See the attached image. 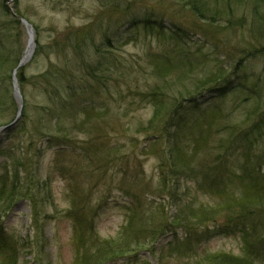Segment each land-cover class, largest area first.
<instances>
[{
  "label": "rangeland",
  "instance_id": "1",
  "mask_svg": "<svg viewBox=\"0 0 264 264\" xmlns=\"http://www.w3.org/2000/svg\"><path fill=\"white\" fill-rule=\"evenodd\" d=\"M17 1L22 18L33 31L35 28L39 43L52 45L61 42L58 47L62 49L35 59L33 50L29 61L21 67L27 78L23 93L29 114L28 131L4 139L0 128V184L2 180L4 182L2 176H12L18 162L26 163L29 160L33 168V180H26L24 184L26 191L32 188L35 201H18L6 215L0 209L2 230L6 236L16 241L13 264H74V222L67 215V210L70 207L68 196L75 186L89 192L91 205L98 208L93 216V227L101 240H115L119 237L121 228L127 222L126 212L132 206H138L140 212L146 213L152 208L151 213L155 214L157 205L163 203L168 217H174L180 209L185 219L189 218L179 207L181 205L212 206L214 200L199 192L196 186L199 184L190 178L181 177L167 186L165 184L167 188L171 185L168 192L165 186H161L157 170L158 159L146 156L143 152L144 147L150 145L153 136L148 132L137 131L140 126H146L153 114V107L147 101L137 98L134 92L138 88L146 90L148 84L154 83L155 79L149 74L148 56L152 52L164 50V44L156 37L144 34L142 27L145 19L161 22L164 27H182L189 33H193L190 30L192 27H201L202 22L184 8L179 0ZM2 2L0 0V4ZM233 2L238 4V17L246 18L249 25L252 20L250 3L246 0ZM5 5L13 12L12 0H6ZM6 22L7 18L0 9V49L10 48L11 57H16L21 50V61L28 35L23 26H20L22 28L15 31L18 33L17 41L7 46L3 29ZM89 25H94L87 30L92 38L88 37L85 47L83 44L80 51L74 50L72 46L62 47L67 35L73 38L71 45L81 43L82 36H74L72 33L86 31V26ZM239 35L240 32L237 31L234 38ZM33 40L35 49L34 33ZM197 42V37L191 38L192 52L196 47L200 49L198 60L194 61L190 70L194 77L199 78L213 70V63L210 61H227L224 53H232L220 49L214 43L204 45L198 42L197 45ZM80 55L86 66L81 64ZM52 66L67 67L66 72H72L74 76L81 72V85L85 94L72 98L73 94L67 90L60 94L50 86L49 91L52 89L54 92L48 98L34 79ZM243 66L245 78L253 76L254 80H260L259 89H262L260 93L264 100V56L247 59ZM178 71L179 69L175 72ZM235 79L232 77V81ZM252 80L248 79V87ZM164 85H176L179 89L177 74L174 73L164 82L160 81L159 86ZM6 87L8 84L0 75L1 95ZM10 90L15 106L18 109L20 105L23 107L21 94L19 93V98L14 97L12 85ZM211 92V89H206L199 95L198 101L202 107L212 102ZM6 97L0 111V123L10 120L14 112V104L11 105ZM60 105L64 107V111L60 109ZM88 106L102 109L104 116L100 119L93 117L80 130L76 125L84 119L82 108ZM226 107V113L231 112L235 117L234 122L241 124L239 130L249 127L251 123H258L261 111L264 112V105L255 113L252 112L254 109L251 104L247 109L233 104H227ZM100 109L96 110L101 111ZM59 123L62 127L58 126ZM260 133L264 136L263 128ZM28 134L33 137L32 143ZM68 139L70 142H66ZM262 143L264 139L259 144ZM25 175L26 173L19 174L22 181L26 179L23 177ZM194 178L200 179L201 176L197 173ZM174 196L178 197V205ZM189 220L195 225L188 221V228L198 238L194 243L196 253L224 251L234 255L241 254L240 229L226 224L222 218L208 226H199L195 220ZM175 230L177 238L186 237L184 227L178 226ZM171 241V235L164 234L155 243L153 258L141 246L131 256L107 260L104 264H158L163 253L161 264H192L189 259L178 257L177 253L169 251ZM0 264H6L1 253Z\"/></svg>",
  "mask_w": 264,
  "mask_h": 264
},
{
  "label": "trees",
  "instance_id": "2",
  "mask_svg": "<svg viewBox=\"0 0 264 264\" xmlns=\"http://www.w3.org/2000/svg\"><path fill=\"white\" fill-rule=\"evenodd\" d=\"M12 1L13 12L5 5L6 0L0 4L2 14L7 18L6 27H3L7 46L17 41L18 33L15 31L22 28L18 1ZM238 1L240 3L242 0ZM246 1L250 3L252 9V20L249 25L246 18L238 17L239 7L233 0H179L178 2L203 24L201 27H192L190 30L193 33L182 27H164L161 22L145 19L142 27L144 34L156 37L164 44L162 46L164 50L152 52L148 56L149 74L155 79L154 83L148 84L146 90L138 88L139 92L134 91L137 98L147 101L153 107V114L146 126H140L137 131L148 132L153 136L150 145H146L143 152L146 156H155L158 159L157 170L161 186L164 187L165 184L167 186L181 177L197 181L199 192L214 200L212 206L200 204L195 207L187 204L179 207L185 212L186 217L195 220L199 226H208L209 223L222 218L226 224H232V227L240 229L241 254L234 255L224 251L196 253L194 243L198 238L194 237L193 230L188 228L187 224L188 221L192 225L194 223L185 219L180 209L174 217H168L163 203L157 205L155 214L151 213L152 208L146 213L140 212L138 206L129 207L126 212L127 222L121 228L119 237L115 240H101L93 227V216L98 208L91 205L89 192L86 193L75 186V189L70 190L68 196L70 207L67 210V215L74 222L72 237L74 264H104L107 260L131 256L141 246L145 247L153 258L155 243L164 234H170L172 237L169 251L177 253L178 257L189 259L192 264H264V143L259 144L264 139L260 133L261 128L264 130V112L261 111L258 123L254 125L251 123L249 127H243L241 130H239L241 124L234 122L235 117L232 113H226L227 104H233L235 107L244 106L245 109L251 104L253 113L258 112L264 105L260 93L262 89H259L260 80H254L253 76L245 78L243 66L247 59L264 56V0ZM93 26H86V31L72 33L74 36H82L81 43L71 45L73 38L67 35L65 45L62 47L72 46L74 50L80 51L83 44L86 46L88 37L92 38L87 30ZM237 31L240 35L234 38ZM192 37H197L198 42L204 45L208 42L214 43L220 46V49L232 53H224L227 61L219 59L210 61L213 63V70L199 78L194 77L190 70L194 66V61L198 60L200 49L196 47L192 52ZM34 39V59L62 49L58 47L61 42L41 45L35 28ZM107 42L110 40L107 39ZM21 53L20 50L16 57H11L10 48L0 49V75L8 84L2 95L0 94V111L6 95L10 104H14L10 90L13 73L23 99L20 116L17 118L18 108L14 104L11 119L0 123V128L6 127L2 134L4 139L28 131L29 114L26 111L23 93L27 78L23 69L16 70ZM80 60L81 64L86 66L81 55ZM205 62L209 63L208 60ZM178 69L179 71L175 72ZM66 70L67 67H49L36 76L34 82L42 87L48 98H51V92L54 90L60 94L67 90L73 94L72 98L85 94L81 85V72L74 76L72 72ZM174 73L177 74L179 89L176 85L159 86L160 81H166ZM232 77L236 78L235 81H232ZM249 78L253 80L248 87ZM50 86H53L54 90L49 91ZM206 89L212 90L213 100L206 107H202L198 97ZM60 109L64 111L62 105ZM96 109L100 108L93 106L82 108L84 119L76 125L80 130L87 126L93 117L100 119L104 116L102 109H100L102 112ZM58 126L62 127V124L59 123ZM29 134L28 138L32 143L33 137ZM48 137L50 139V136ZM26 163L18 162L12 176H2L4 182L2 180L0 184V209L4 211V215L18 201H35L32 188L26 191L24 184L26 180L28 182L33 180L31 161L27 160ZM23 173H26L23 176L26 179L22 181L19 174ZM197 173L200 174V179L194 178ZM170 188L171 185L169 188L166 187V191L168 192ZM174 198L178 205V197ZM178 226L184 227L187 231L184 239L177 238L175 228ZM11 239L4 234L0 223V253L4 256L6 264H13L12 260L16 256V241ZM163 257L164 253L158 264H161Z\"/></svg>",
  "mask_w": 264,
  "mask_h": 264
},
{
  "label": "water",
  "instance_id": "3",
  "mask_svg": "<svg viewBox=\"0 0 264 264\" xmlns=\"http://www.w3.org/2000/svg\"><path fill=\"white\" fill-rule=\"evenodd\" d=\"M20 23L24 27V29H25V31H26V33L28 35V42H29V40H31L32 43H33V29H32V27H30V25L28 24V22L25 21L24 19H20ZM20 67H21V61L17 65V68L16 69H18ZM12 88H13V96L19 98L20 95H19V91L17 89V81H16V79H15L14 76H12ZM21 108L22 107L20 106L19 107V111L21 110Z\"/></svg>",
  "mask_w": 264,
  "mask_h": 264
},
{
  "label": "bare ground",
  "instance_id": "4",
  "mask_svg": "<svg viewBox=\"0 0 264 264\" xmlns=\"http://www.w3.org/2000/svg\"><path fill=\"white\" fill-rule=\"evenodd\" d=\"M33 43L31 40L27 43L23 58L21 59V66L25 65L33 54Z\"/></svg>",
  "mask_w": 264,
  "mask_h": 264
}]
</instances>
